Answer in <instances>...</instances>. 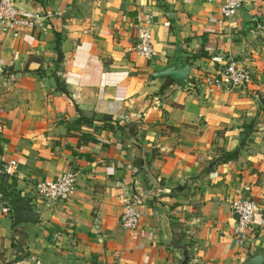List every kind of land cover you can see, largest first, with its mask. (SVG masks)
<instances>
[{"label":"crops","instance_id":"crops-1","mask_svg":"<svg viewBox=\"0 0 264 264\" xmlns=\"http://www.w3.org/2000/svg\"><path fill=\"white\" fill-rule=\"evenodd\" d=\"M13 2L50 19L17 36L0 28V156L17 163L15 176L0 174V264H175L171 242L188 264L264 258V224L256 216L236 245L228 205L253 200L264 215V0L229 18L220 0ZM145 19L151 59L130 50ZM178 56L185 86L152 77ZM216 56L248 69L251 84L203 86ZM68 171L70 199L36 196L35 182ZM126 195L141 200L135 240L119 223ZM24 201L38 219L15 221Z\"/></svg>","mask_w":264,"mask_h":264},{"label":"built area","instance_id":"built-area-1","mask_svg":"<svg viewBox=\"0 0 264 264\" xmlns=\"http://www.w3.org/2000/svg\"><path fill=\"white\" fill-rule=\"evenodd\" d=\"M220 12L225 18L234 16L250 0H220ZM50 16L38 12H26L16 7L13 0H0V28L4 35L17 36L24 29L42 28ZM165 27L167 23L163 24ZM137 41L130 49L146 59H151L155 52L153 47V22L145 19L136 26ZM212 61L220 65V70L213 76H205L201 84L207 88L224 89L226 91L241 90L252 82V74L248 69L239 67L231 58L216 56ZM17 163L14 159L0 156V174L13 177L16 175ZM75 174L71 171L63 174L54 181H38L33 185L34 193L46 202H65L71 198L75 190ZM246 191L249 188L245 189ZM236 225L232 238L236 245H243L248 238L249 231L255 224H264L262 208L253 201L236 198L228 202ZM142 217L141 200L133 195L122 198V213L119 223L122 229L129 233L132 239L140 234V220Z\"/></svg>","mask_w":264,"mask_h":264},{"label":"water","instance_id":"water-1","mask_svg":"<svg viewBox=\"0 0 264 264\" xmlns=\"http://www.w3.org/2000/svg\"><path fill=\"white\" fill-rule=\"evenodd\" d=\"M190 65L188 62H185L182 57L178 56L175 63L166 66L159 72L153 74L152 77H170L175 82H178L179 85L185 86L189 76ZM259 102L264 108V97L259 98ZM25 204L21 208L19 213L13 212V217L15 221L31 220L34 221L38 219L37 213L29 206V204L24 201ZM170 247L173 250L181 251V257L175 260V264H188L189 255L188 250L175 244L174 242L170 243ZM242 264H264V258L261 252L255 251L249 256Z\"/></svg>","mask_w":264,"mask_h":264},{"label":"trees","instance_id":"trees-1","mask_svg":"<svg viewBox=\"0 0 264 264\" xmlns=\"http://www.w3.org/2000/svg\"><path fill=\"white\" fill-rule=\"evenodd\" d=\"M138 148V150L140 149L139 147H137Z\"/></svg>","mask_w":264,"mask_h":264}]
</instances>
